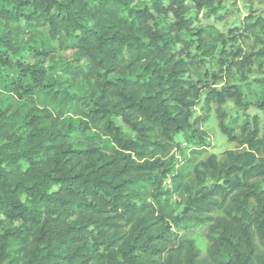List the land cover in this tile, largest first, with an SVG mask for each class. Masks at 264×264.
<instances>
[{
  "label": "trees",
  "instance_id": "1",
  "mask_svg": "<svg viewBox=\"0 0 264 264\" xmlns=\"http://www.w3.org/2000/svg\"><path fill=\"white\" fill-rule=\"evenodd\" d=\"M218 5L0 0V264H264V118L227 123V101L252 104L203 76L226 40L190 14ZM243 31L260 47L219 70L264 69V19ZM212 106L232 145L220 154L200 128ZM177 135L194 141L181 160ZM193 224L204 254L173 231Z\"/></svg>",
  "mask_w": 264,
  "mask_h": 264
},
{
  "label": "rangeland",
  "instance_id": "2",
  "mask_svg": "<svg viewBox=\"0 0 264 264\" xmlns=\"http://www.w3.org/2000/svg\"><path fill=\"white\" fill-rule=\"evenodd\" d=\"M218 2L219 5L217 7L216 15H207L208 13L205 10L199 13L194 11L190 13L194 16L193 26L200 30H204V34H206L208 38L222 33L226 40V43L217 42V50L213 57H204L201 73H203V76L206 74L209 83L214 79V77H211L212 73L219 75L221 82H218L216 85L218 87L223 84L222 82L237 85L244 93L249 104H252L248 109H241L232 101H227L224 105L226 114L228 115L226 120L227 123L235 126L237 123H241L252 116H258L262 120L264 118L263 112L257 109L255 104L257 100H264V89H262L258 83L260 78H264V69H260L256 63L250 61L251 63H248L245 69H234L231 73H227L225 71L226 67L219 70L217 64H219V60H222L223 56L231 58L226 54L228 52L233 54L240 52L249 54L252 51L258 50L260 46L259 44H253L254 37L252 35L244 36L242 33L244 32V24L247 22H253L256 17L264 19V0H218ZM237 31L241 33L235 34ZM185 38L194 40L196 35L186 33ZM225 62L227 63L228 61ZM205 114L203 98H201L199 105L194 109L193 116H204ZM200 128L205 132L206 154H220L224 150L232 147L226 136L221 133L217 126L214 106L211 107L207 119L201 123ZM175 138L180 147L174 149L173 152L177 154L176 157L179 158L178 160H181L184 156H188L193 147L194 141L193 143L185 142L181 135H177ZM165 185L167 188L170 187L168 181ZM151 188L150 184H140V189L147 197L151 192ZM170 204L176 209V211L179 212L181 210L178 193L173 192L170 195ZM173 231L182 237H190L194 239L200 248L201 253L204 254L206 243L201 234L202 230L197 224H193L189 230L173 229Z\"/></svg>",
  "mask_w": 264,
  "mask_h": 264
}]
</instances>
